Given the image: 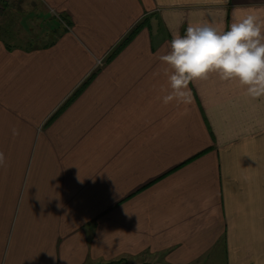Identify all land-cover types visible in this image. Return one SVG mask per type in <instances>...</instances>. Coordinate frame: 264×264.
Returning a JSON list of instances; mask_svg holds the SVG:
<instances>
[{"label":"crops","instance_id":"1","mask_svg":"<svg viewBox=\"0 0 264 264\" xmlns=\"http://www.w3.org/2000/svg\"><path fill=\"white\" fill-rule=\"evenodd\" d=\"M0 9V264H264V97L210 74L165 105L158 59L190 25L227 30L264 0ZM23 14L55 39L17 43Z\"/></svg>","mask_w":264,"mask_h":264},{"label":"clouds","instance_id":"2","mask_svg":"<svg viewBox=\"0 0 264 264\" xmlns=\"http://www.w3.org/2000/svg\"><path fill=\"white\" fill-rule=\"evenodd\" d=\"M158 59L167 65L164 74L169 90L162 89L165 105L186 103L189 83L210 74L238 81L252 99L264 97V14L246 12L227 30L214 24L190 25L185 35L173 36L170 51ZM12 134L19 132L13 128ZM6 165V156L0 152V167Z\"/></svg>","mask_w":264,"mask_h":264},{"label":"rangeland","instance_id":"3","mask_svg":"<svg viewBox=\"0 0 264 264\" xmlns=\"http://www.w3.org/2000/svg\"><path fill=\"white\" fill-rule=\"evenodd\" d=\"M3 2H4V0H2L1 1V3H0V8H2V4H3ZM17 7H20V6H17ZM20 10H21V8H20ZM2 11V9H0V12ZM19 18H23L25 21H24V23H22L20 26H19V28L22 30V32L21 33H24V34H26L27 36H26V39H24V40H22V42L21 41H18L17 43H19V44H27V43H30L31 42V45H36V44H38L39 42L40 43H51V41L53 40V39H55V37L56 36H54V37H51L52 35H50V34H46L45 36L43 35L45 32L47 33V31H49L50 30V27H49V25L52 23V22H50V24L49 23H46L45 25H44V23L42 22V20L39 22V21H37V20H34V24H32L31 25V23L30 22H27V16H24V14H23V16L22 15H20L19 16ZM29 18V17H28ZM32 26V27H31ZM31 28V30L32 31H27L28 29H30ZM30 33V34H28V33ZM57 33V32H56ZM34 36H38V38H40V40L37 42V40H32V39H30V38H33ZM42 37V38H41ZM27 40H30L29 42H27ZM18 44V45H19ZM24 44V45H25Z\"/></svg>","mask_w":264,"mask_h":264},{"label":"trees","instance_id":"4","mask_svg":"<svg viewBox=\"0 0 264 264\" xmlns=\"http://www.w3.org/2000/svg\"><path fill=\"white\" fill-rule=\"evenodd\" d=\"M144 28V24L138 25L135 27L123 40V42L115 49V51L111 54L108 61L113 60L119 53H121L140 33V31ZM83 88V87H82ZM81 88V89H82ZM81 89L72 97L73 99L78 96L81 92ZM72 100V99H71ZM69 100V102L71 101Z\"/></svg>","mask_w":264,"mask_h":264},{"label":"built area","instance_id":"5","mask_svg":"<svg viewBox=\"0 0 264 264\" xmlns=\"http://www.w3.org/2000/svg\"><path fill=\"white\" fill-rule=\"evenodd\" d=\"M1 1H2V0H0V3H1ZM100 63H101V62H99V64H100Z\"/></svg>","mask_w":264,"mask_h":264}]
</instances>
